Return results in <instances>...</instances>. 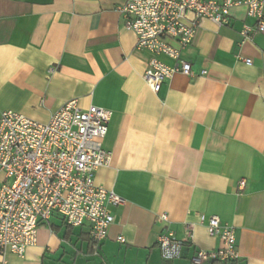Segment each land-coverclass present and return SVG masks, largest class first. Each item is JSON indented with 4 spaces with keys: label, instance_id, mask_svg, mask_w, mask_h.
Here are the masks:
<instances>
[{
    "label": "crops",
    "instance_id": "1",
    "mask_svg": "<svg viewBox=\"0 0 264 264\" xmlns=\"http://www.w3.org/2000/svg\"><path fill=\"white\" fill-rule=\"evenodd\" d=\"M126 1L0 0V111L40 123L71 101L110 111L112 160L95 184L127 200L109 206L115 221L98 249L89 224L54 215L8 264H192L198 249L222 246L201 215L235 229L232 264H264V33L241 36L256 23L243 7L228 26L202 20L181 51L194 77L175 74L155 94L144 80L153 54L136 48L117 12ZM188 232L182 258L163 260L160 236L187 241Z\"/></svg>",
    "mask_w": 264,
    "mask_h": 264
},
{
    "label": "built area",
    "instance_id": "2",
    "mask_svg": "<svg viewBox=\"0 0 264 264\" xmlns=\"http://www.w3.org/2000/svg\"><path fill=\"white\" fill-rule=\"evenodd\" d=\"M243 7L255 19L244 25L241 36L247 40L264 33V0H127L117 8L124 28L137 37L136 48L153 54L144 80L158 94L162 84L175 74L194 77L191 65L181 60V51L192 45L202 20L217 26L231 24V11ZM175 42L178 47L172 45ZM165 55L173 67L159 60ZM246 64L252 61L244 59ZM112 113L91 107L81 109L76 101L62 106L48 123H40L14 111H0V264L7 255L23 258L37 245L38 228L54 215L70 227L90 226L95 249L106 240L115 219L109 206L124 207L127 200L114 191L95 184L96 172L111 164L112 155L103 148ZM245 180L240 182L244 188ZM168 221L167 216L161 217ZM212 238L222 246L216 250L198 249L192 264H232L239 259L236 231L218 216H200ZM187 241L173 233L159 238L163 260L182 258ZM119 242L126 241L120 237Z\"/></svg>",
    "mask_w": 264,
    "mask_h": 264
}]
</instances>
